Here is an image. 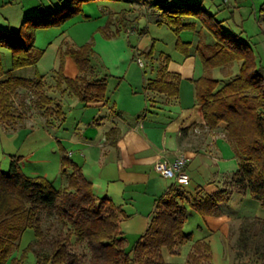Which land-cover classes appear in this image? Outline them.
Here are the masks:
<instances>
[{"label":"trees","instance_id":"obj_1","mask_svg":"<svg viewBox=\"0 0 264 264\" xmlns=\"http://www.w3.org/2000/svg\"><path fill=\"white\" fill-rule=\"evenodd\" d=\"M88 1L70 0L66 5L28 17L16 31L0 29V47L9 49L11 56L7 70L3 69L0 58V122L6 128L14 129L16 123L22 121V115H17L12 107L18 88L34 91V105L44 116L47 115V122L63 120V109L47 93L45 75L35 71V77L23 78L15 77L14 72L28 67L36 69L44 50L34 47V30L56 25L80 13L82 3ZM150 6L162 18L158 23L172 27L176 35L191 27L183 24L182 17H198L196 9L200 7L197 3L171 0H157ZM49 16L53 18L50 25L44 22ZM210 31L215 39L213 46L200 43L196 49L205 74L194 81L195 97L205 127L215 129L220 123L226 125V136L237 156L238 170L232 174L230 189L223 188L212 195L199 191L189 199V208L201 216L214 215L219 204L228 201L234 192L249 193L264 206V64L258 61L253 47L246 40L211 27ZM175 47L183 56H189L188 42L178 39ZM207 48L209 54L205 51ZM92 54L90 45L66 48L54 73L53 88L66 90L83 105L106 98V80L90 81L85 75L90 68ZM153 55L151 47L145 58L152 59ZM65 56H70L78 68L80 75L75 79L64 74ZM163 60L157 77L147 80L143 88L176 98L180 76L168 71L169 55H165ZM233 61L240 63L239 70L228 81L221 83L207 74L213 68L227 66ZM116 132L115 128L110 129L106 138H114ZM60 151V174L66 184L60 189L43 176L26 175L20 164L21 156H10L7 172L2 171L0 165V264L17 248L21 235L27 229L33 230L35 242L26 250L35 254L36 264H79L78 256L69 250L72 236L76 242L87 245L90 264H167L164 249L175 256L180 246L192 241V233L184 231L188 216L184 196L171 186L169 191L158 197L145 232L127 250L121 227L127 215L122 207L106 196L97 197L81 168L68 157L64 148L61 147ZM42 216L53 218L67 229L64 236H55L50 241L47 253L36 248L45 241ZM259 221L264 225V221ZM251 226L249 223L240 227L239 240L249 235ZM25 253L12 258L10 264H24ZM211 261L210 243L200 239L192 242L184 264H211Z\"/></svg>","mask_w":264,"mask_h":264},{"label":"rangeland","instance_id":"obj_2","mask_svg":"<svg viewBox=\"0 0 264 264\" xmlns=\"http://www.w3.org/2000/svg\"><path fill=\"white\" fill-rule=\"evenodd\" d=\"M2 1L0 0V29L16 31L27 16L47 12L51 7L66 5L70 0H10L9 5ZM127 1L126 3L117 0H90L89 3H82L80 13L65 18L64 21L56 25L37 28L34 30V47L44 50V52L36 69L35 67L19 69L14 72V76L33 78L35 71L45 75L47 93L53 98V101H56L51 88L54 85L52 84L54 72L58 69L61 53L69 47L90 45L93 49V54L90 57L91 67L94 73L106 79V90L117 89L119 92L127 93L131 87L138 90L141 88L144 74H146L145 77L151 78L155 75L150 68L149 61L151 59L145 58L147 53H144L145 51L153 47L156 51L171 54L174 40L192 42L200 36L197 30L202 31L203 39L215 42L210 27L213 30L227 32L239 39L246 40L253 47L258 61L264 64V0H174L176 3L195 2L200 5L196 9L198 17L189 16L191 21L198 26L197 30L187 31L184 29L178 35L170 26L163 24V27H158L154 20H151L157 18L158 12L152 11L150 4L157 0ZM133 5H135L134 7L143 6V11L140 9L133 11ZM142 12L146 15L139 17ZM44 22L50 25L53 18L49 16ZM177 52L175 51L176 54ZM67 57L73 67L77 69L73 59L70 56ZM138 57L143 60L145 68L139 66ZM0 58L3 69H9L10 50L0 47ZM157 62H160V65L163 64V57H160L159 61L157 59L156 63L152 65H158ZM200 63L201 60L197 62V70L200 68V75H203L205 71L202 70V63ZM239 64V62L233 61L225 69L215 68L208 71L207 74L212 76L213 73L216 76L214 78L218 79H230L238 73ZM189 85L190 81L182 80V100L186 102H188L189 96L193 97L194 93L193 86L190 85V88ZM34 100L33 90L18 88L13 97L12 107L17 115H22V121L18 120L20 124L28 114L44 116L35 107ZM75 101H77L75 98H64L63 105L65 106L64 110L67 111L68 124L65 126L66 128L74 121V116L79 115L83 110L74 108ZM46 116L44 117L47 118ZM68 130L70 129L68 128ZM10 131L11 129H6L2 123L0 124V165L2 171L7 172L9 169V152H16L18 156H23V161L20 164L21 167L24 166L23 171L26 175L46 176L56 189L62 188L61 182L65 181V178L60 174L59 140L57 141L54 136L59 138L62 134V138H64L66 130L63 128L58 132L53 131L50 133V137L49 134L45 135L43 129L37 124L33 129L27 127L18 129L16 132ZM62 145H66V141H63ZM65 147L67 148V146ZM231 177L232 175L226 178L224 188H231L229 185ZM189 211L192 214H188L184 231L193 233L192 241L180 246L178 248L180 253L176 256L170 255L164 249L163 255L167 264L185 263L192 242L200 239H205L210 243L211 264H264V225L259 221H264V206H261L249 193L237 194L234 192L228 201L219 204L218 211L224 213L231 220V223L227 224L224 234L219 230L207 231L204 218L190 208ZM249 223L253 225L250 227L249 235L246 234L245 239L239 240L240 227ZM42 228L45 241L42 246H36V248L47 253L50 251V241L55 236H64L67 229L53 218L46 216H42ZM126 236L127 241L124 247L129 250L138 237L127 234ZM34 242L33 230L27 229L21 235L17 248L12 251L3 264H10L12 258L20 257L24 251L26 252L24 264H36L35 254L26 250L28 245L34 244ZM69 250L78 256L79 264H90V251L85 243L76 242L75 237L72 236Z\"/></svg>","mask_w":264,"mask_h":264},{"label":"crops","instance_id":"obj_3","mask_svg":"<svg viewBox=\"0 0 264 264\" xmlns=\"http://www.w3.org/2000/svg\"><path fill=\"white\" fill-rule=\"evenodd\" d=\"M3 1L2 3L7 5L10 3V0ZM134 6L133 11H139V9L143 11V6ZM150 9L154 10L151 6ZM145 15L142 12L139 17ZM31 16L34 15H29L27 18ZM161 19L160 14L157 13V18L151 20H154L158 27H163V24L158 23ZM191 20L189 16L182 17L183 24L191 26L187 31H196L198 26ZM197 31L200 36L188 42L190 44L188 57L180 52L175 53L176 40L171 46V54L154 50L153 60L149 62L155 75L151 78L145 77L146 74H144L139 90L131 87L127 93H123L117 89L112 91L107 89L104 101L83 105L68 92L51 88L56 97L55 102L65 113L63 120L54 119L47 122L41 114H28L24 117L22 124L11 129L12 132L27 127L33 129L37 124L43 129L45 135L49 134V137L53 131L58 132L63 128L66 130L64 138L62 134L59 138L54 136L57 141L59 140L58 147L64 148L68 157L81 168L84 177L92 183L97 197L110 198L115 205L122 207L127 215L121 223L124 245L127 241L126 234L139 238L145 232L155 212L158 197L169 191L171 186L174 191L180 190L184 196L188 214H192L189 211V199L199 191L207 195L218 192L224 188L226 178L238 170V159L233 146L227 139L226 125L220 123L217 128L208 129L199 112L194 81L202 75H200L201 69L197 70V62L200 59L196 49L200 43L213 46L214 41L203 39L202 31ZM148 51L149 49L144 53ZM205 51L208 53V48ZM165 55H169L171 59L168 63V71L180 76L179 95L176 98H168L152 91H145L143 88L147 80L157 77L160 62H157L158 65L154 64L155 66L152 64ZM138 60H141L143 64L139 66L145 68L143 60L139 57L137 62ZM226 67L216 68L225 69ZM202 70H204L203 66ZM64 74L71 79L80 75L78 68L73 67L67 56L64 57ZM85 75L90 81L104 78L94 73L91 61ZM212 76L216 77L213 73ZM182 80L190 81V85L193 86V97L189 96L188 102L182 100ZM218 80L221 83L228 81L227 78ZM66 97L75 98L77 101L74 108L83 109L79 115L74 116V121L67 128L65 127L68 125L67 111L64 110L63 105ZM2 125L5 127L4 124ZM112 128L117 130L116 135L112 139H107L106 134ZM63 141H66V145H62ZM58 154L61 162V151ZM12 155L18 156L16 152H9V157ZM180 155L186 159L185 171L190 179L187 185L182 186L175 184L171 179L163 178L154 169L157 162L163 160L172 162ZM21 158L23 159V156ZM23 169L24 166H22ZM61 183L62 187H65V181ZM237 194L241 193L237 192ZM202 218L209 232L219 230L224 234L227 224L231 223L230 218L218 211V208L214 215L202 216ZM177 251L179 254L178 249Z\"/></svg>","mask_w":264,"mask_h":264},{"label":"built area","instance_id":"obj_4","mask_svg":"<svg viewBox=\"0 0 264 264\" xmlns=\"http://www.w3.org/2000/svg\"><path fill=\"white\" fill-rule=\"evenodd\" d=\"M138 64L143 66L141 60ZM186 159L183 155L177 157L174 161L166 160L159 161L154 165L155 171L165 179H171L175 184L182 186L187 185L190 181L188 174L185 171Z\"/></svg>","mask_w":264,"mask_h":264}]
</instances>
